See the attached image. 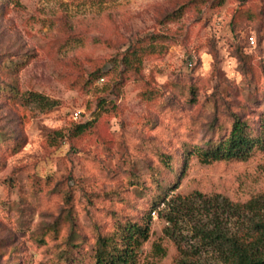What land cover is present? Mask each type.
I'll return each mask as SVG.
<instances>
[{"label": "rangeland", "instance_id": "rangeland-1", "mask_svg": "<svg viewBox=\"0 0 264 264\" xmlns=\"http://www.w3.org/2000/svg\"><path fill=\"white\" fill-rule=\"evenodd\" d=\"M138 38H147L138 75L89 84ZM263 64L264 0H0V264H87L95 225L109 233L139 221L163 191L197 199L179 228L152 214L138 264H178V245L191 250L194 227L208 221L199 197L243 203L264 192V154L193 157L182 174L180 149L232 112L262 116Z\"/></svg>", "mask_w": 264, "mask_h": 264}, {"label": "trees", "instance_id": "trees-1", "mask_svg": "<svg viewBox=\"0 0 264 264\" xmlns=\"http://www.w3.org/2000/svg\"><path fill=\"white\" fill-rule=\"evenodd\" d=\"M189 4L190 2H185L175 7L173 12L165 15V18L180 17ZM146 41L147 38H138L133 45L129 46L118 63H114L113 68L108 70L100 68L96 71L97 73L91 72L89 84L95 78L103 80L114 73H118L120 77H123L125 72L138 75L144 67ZM120 65L122 69L119 68ZM262 69L264 73V64ZM10 87L16 89L13 85ZM2 89L5 88L1 87L0 91ZM156 95L153 90H147L141 94L147 101L153 100ZM89 128L88 123L81 124L77 127L78 133L83 134ZM209 131L211 137L208 139H202L194 144L190 141L181 142L182 174L186 173L190 159L193 157L204 164H211L213 162H247L258 154H264V113L254 120L246 112H232L228 124L216 120L210 124ZM0 141L1 145H5L7 141L2 133ZM16 148L17 146L13 148V151H16ZM158 158L166 170H174L173 155L161 152ZM158 183H160L159 180ZM179 183L180 180L174 184V187L168 188L175 190L179 187ZM193 199L197 198L192 195L187 198L180 195L170 197L168 191H163L152 201L139 221L120 223L109 233L101 232L95 225V243L90 256L91 260L87 264H138L142 256V248L151 238L152 214L158 212L159 216L165 217L174 228H179L181 215L193 209L191 204ZM199 199L208 221L194 227L190 239H195L196 242L192 243L191 250L188 246L178 245L181 256L178 264H206L208 260H205L204 255L212 256L220 264H264V192L252 196L243 203L233 202L227 198L221 199L219 196H209L207 199L199 197ZM163 205L164 208L160 209ZM192 214L194 216V212L190 215ZM171 232L173 233V230ZM172 233L169 234L170 238ZM154 250L157 255L163 254V257L166 255L159 244L154 245ZM64 253L59 255L62 260Z\"/></svg>", "mask_w": 264, "mask_h": 264}]
</instances>
